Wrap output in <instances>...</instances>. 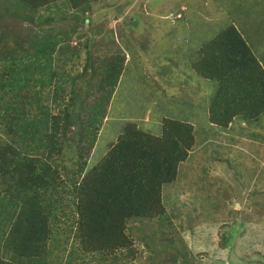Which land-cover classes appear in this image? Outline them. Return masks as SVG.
<instances>
[{
	"label": "trees",
	"instance_id": "16d2710c",
	"mask_svg": "<svg viewBox=\"0 0 264 264\" xmlns=\"http://www.w3.org/2000/svg\"><path fill=\"white\" fill-rule=\"evenodd\" d=\"M60 1L0 0V264H115L133 251L130 221L166 212L165 187L197 142L192 121L164 116L160 133L139 117L97 144L130 57L119 29L104 23L92 29L99 50L88 51L82 70L64 67L76 47L57 70L84 16L102 3L111 8L109 0H65L77 22L64 29L51 23L70 15L43 13ZM252 47L232 21L197 49L192 69L216 84L204 101L206 123L233 131L245 120L264 125V60Z\"/></svg>",
	"mask_w": 264,
	"mask_h": 264
},
{
	"label": "rangeland",
	"instance_id": "374dc122",
	"mask_svg": "<svg viewBox=\"0 0 264 264\" xmlns=\"http://www.w3.org/2000/svg\"><path fill=\"white\" fill-rule=\"evenodd\" d=\"M106 5L111 8L102 3L94 8L96 15L84 16L70 46L54 63L60 71L76 47L73 62L64 67L77 73L88 51L98 53L92 29L104 23L116 33L119 29L116 36L129 64L112 103L111 121L97 144L105 146L117 138L123 122L139 117L155 134L161 132L164 116L192 121L197 137L190 158L179 166L177 180L165 187L166 212L130 221L133 251L118 254L115 264H264V125L245 120L233 131L206 123L204 101H211L216 84L191 67L199 46L232 21L264 60V0H109ZM59 10L70 17L56 18L52 25L64 22L57 27L65 29L77 22L65 0L58 9L53 6L52 12L43 13L47 17ZM82 31L89 34L77 36ZM159 88L166 91L162 96ZM154 109L152 119L146 120ZM68 158L69 153L67 164ZM255 202H261L256 210ZM105 264H112V259Z\"/></svg>",
	"mask_w": 264,
	"mask_h": 264
},
{
	"label": "clouds",
	"instance_id": "9594fccd",
	"mask_svg": "<svg viewBox=\"0 0 264 264\" xmlns=\"http://www.w3.org/2000/svg\"><path fill=\"white\" fill-rule=\"evenodd\" d=\"M229 128V127H228ZM230 129V128H229Z\"/></svg>",
	"mask_w": 264,
	"mask_h": 264
}]
</instances>
